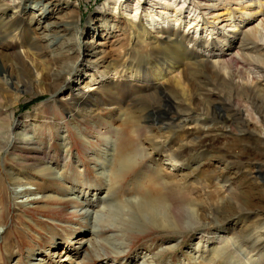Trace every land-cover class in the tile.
<instances>
[{"label":"rangeland","instance_id":"rangeland-1","mask_svg":"<svg viewBox=\"0 0 264 264\" xmlns=\"http://www.w3.org/2000/svg\"><path fill=\"white\" fill-rule=\"evenodd\" d=\"M236 1L246 5L255 0ZM111 2L46 1L39 8L34 3L24 11L14 6L0 13V126H6L0 140L17 137L8 151L0 144V264H224L219 257L227 256L223 248L230 249L225 264H262L264 253L254 255L264 252V116L246 88L244 98L226 81L242 59L221 64L222 74L209 96L199 95L203 89L195 82L179 90L164 82L169 84L183 69L193 81L195 59L220 65L217 56L228 54L231 46L229 54L243 55L250 64H259L264 50L248 42L249 49H242L244 34L222 32L200 45H186L197 49L194 60L177 53L161 57L159 48L167 37L161 30L142 32L132 25L129 31L127 22L114 15L105 20L116 30L98 27L104 20L100 10ZM231 7L238 21L246 19L237 10L241 7ZM39 12L47 19L33 23L32 15ZM60 22L72 27L62 33L70 37L72 50L62 46L55 56L42 39V27ZM208 22L204 26L211 27ZM13 26L23 29L18 37ZM185 31L170 36H186ZM80 43L79 50L86 53L78 55ZM93 48L103 53L92 59ZM79 69L81 74L73 78ZM60 72L62 78H57ZM261 80L257 86L264 84ZM161 84L174 112L185 114L174 125L147 120L148 97L154 95L151 103H163ZM221 99L246 115L233 126L216 118L218 108L211 102ZM21 124L19 136L16 127ZM20 137L35 138L38 144L22 145ZM200 137L208 144L202 149ZM132 146L144 148L146 156L133 158L119 178L114 167L119 169L121 153L133 155ZM174 151L190 153L184 165L165 161ZM149 167L161 171L164 182L182 186V200L193 214L185 219L192 220L186 228L169 222L175 218L171 211L165 215L167 223L150 222L141 213L143 195L156 197L148 185L151 175L144 174ZM174 188L169 186L168 193L177 194ZM171 203L168 196L166 207ZM83 238L99 243L89 258L77 244ZM66 247L70 254L64 253Z\"/></svg>","mask_w":264,"mask_h":264},{"label":"bare ground","instance_id":"bare-ground-1","mask_svg":"<svg viewBox=\"0 0 264 264\" xmlns=\"http://www.w3.org/2000/svg\"><path fill=\"white\" fill-rule=\"evenodd\" d=\"M49 2V5H51L52 2H55L57 0H38L36 2L35 0H3V2L0 0V13H4L3 9H10L14 6L19 9L27 10L32 6L34 3H37L36 8H39V5L42 6L43 2ZM5 2V3H4ZM154 4H153V3ZM179 2V3H178ZM182 4V5H180ZM235 4L238 7H241L237 10H241L242 14L246 17V19L239 18L240 21H238L237 18L234 17V10H230L232 7L231 5ZM246 5H242V2L236 1V0H230V4L226 3L225 0H112V2L109 5H105L104 9L100 10L99 14L104 17L103 21L104 23L98 25L100 29H110V30H116L113 26H110L108 21L105 20L106 16H117L120 20H124L127 22V28L130 31V27L137 26L136 28L139 29V31H146L149 33L151 32L152 28H156L155 30H161V33L167 34V37H165V47L163 45H160L161 57H170L172 53H177L181 56H188L191 55L192 59L198 55H196L197 49H194V47L190 50V47L186 46L190 43H193L194 46L200 45V41H203L210 36L214 35H222V32L228 35L229 32L233 35H237L241 32V35H245L243 37V44L242 49L247 48V42L253 45L254 48H259L264 50V0H255L248 3H244ZM47 5V7H49ZM159 5L161 6V10L157 9L155 10L154 6ZM112 6V7H111ZM149 6V8H148ZM47 7H43L45 11H50ZM229 7V8H228ZM166 10L162 12L164 9ZM43 11V10H41ZM174 13L171 15V17H168L169 13ZM186 12H189V14L186 17ZM44 12H39L38 15L34 14L32 15V22L35 23L36 21L40 22L46 20V15L43 14ZM198 13V14H197ZM238 13V12H237ZM113 16V17H114ZM167 16V17H164ZM209 17V18H208ZM262 18V19H260ZM210 20L208 24L211 25V27L204 26V23L206 20ZM145 22L148 23L149 26H151V29L146 27ZM201 22L203 24H201ZM235 23V26L233 24ZM245 23V31H242L240 27H242V24ZM53 27L59 28V30H52ZM23 28V27H22ZM61 28V29H60ZM183 28V29H182ZM186 28V36H170L171 32H182ZM228 28H232L233 30H227ZM42 29H46L43 33V40H46V46H49L52 49V54H56V49L64 46L65 48L71 47L72 43H70V37L66 38L64 36H67L62 33H67L69 30L72 29L71 25L65 22L60 23H51L48 24V26L42 27ZM208 29H212L208 33ZM23 29H20L18 27H14L11 30L12 33H16L14 35L15 37H18V33H21ZM47 32V33H46ZM71 33V32H70ZM169 34V36H168ZM235 38V37H234ZM158 39V38H155ZM241 40V39H239ZM242 41V40H241ZM90 43H93V41H90ZM81 43L79 44L78 48V55L85 54V51H80ZM34 51H38L37 45H32L30 47ZM235 48V47H234ZM233 46L229 48V52H232L234 49ZM72 50V49H70ZM93 57L92 59L96 58L99 54L103 53V51H99L98 48H93L90 51H93ZM158 50V47L156 51ZM77 51V48H76ZM155 51V52H156ZM212 51H214L212 49ZM155 52H150V54H154ZM222 54L218 55L217 57H220L221 59L218 61L217 65H205L204 61H199L195 59L197 62L192 63V78L193 81H191V76L189 75V71L187 69H183L179 76H175L173 80L169 82V84L164 82V85H168L167 87H171L175 90H179L183 85H192L191 82H195L196 84H199L200 88H202L203 92H200L199 95L202 93L204 96H209L212 94V85L215 78L219 77L222 74L221 66L222 63H229L231 60L234 59H242L240 62L239 69L233 70L231 72L230 77H226V81L230 80L229 83H232L234 87L238 88L241 93L240 96L244 97L245 92H242L245 88L248 93L247 95L251 96L253 98L255 105H257L261 112L259 113L260 116H264V111L262 110V107H264V98L263 95L259 93V91L264 92V84L261 86H257L256 83L263 82L261 79H264V58L261 59V62L259 64L251 63L243 57V55H235L233 53L229 54ZM65 54V52H63ZM205 55H203L204 57ZM158 62L160 61V58H157ZM203 60V59H201ZM94 61V62H98ZM252 65V68H249V66ZM191 66V65H190ZM247 68V69H246ZM76 71V70H75ZM246 72L249 75V78L251 80H254L252 83L249 79L243 76L242 72ZM77 73H80V69L77 72H73L71 76L73 78L77 77ZM82 77V75H81ZM57 78H62V73L60 72L57 75ZM239 78L243 83L241 84L239 81L236 82L235 79ZM102 79L101 81H103ZM56 81V80H55ZM245 81V83H244ZM92 82V81H91ZM216 86V81L215 85ZM88 88V86H87ZM91 88V87H90ZM159 90L161 92L160 99L163 101L161 105H156L154 103H151L150 101L154 99V95H150L147 99L148 105L146 107L147 111V120L151 123H157V124H166L168 126L174 125V123L182 117V115H185L181 112L176 113L174 112L173 106L171 105L168 97L164 95V91L166 88L161 84L159 85ZM187 88V87H186ZM94 89H88L87 91H93ZM211 90V93H209ZM209 93V94H208ZM164 95V96H163ZM176 97H182L181 95H178ZM245 98V97H244ZM224 99H221V101H214L213 105L214 109L218 108V112L215 113L216 118H223L229 123L230 125L236 124V119L241 120V118L246 115V113L243 111V109L235 108L232 109L229 105L231 102L226 103L223 102ZM229 101V100H228ZM233 101V100H232ZM220 106V107H218ZM229 112V113H228ZM181 113V114H180ZM249 111L247 112V116ZM1 116V115H0ZM1 118V117H0ZM220 120V119H219ZM218 120V121H219ZM100 128L96 127V130H99ZM124 129V128H123ZM6 130L5 124L0 126V133ZM16 130L18 131V134L20 136L21 132L24 130L23 125L16 127ZM100 131V130H99ZM134 131V130H133ZM244 132L245 129L242 128L241 130H238ZM136 131H134L135 133ZM12 133V132H11ZM138 133V132H137ZM108 135V131L105 130L104 136ZM8 137V136H7ZM10 141L5 142V140H0V144H2L7 150L8 148H12L14 145L13 143L17 140V137L9 136ZM8 138V139H9ZM135 138V137H134ZM22 145H33L36 146L38 144L37 140L35 138H23L20 137ZM110 139V138H109ZM136 139V138H135ZM140 139V138H139ZM137 139V140H139ZM134 140V139H133ZM13 142V143H12ZM140 142V141H139ZM138 142V143H139ZM12 143V145H11ZM132 143V142H131ZM113 144L112 139H110V143ZM133 145V143H132ZM135 145V144H134ZM137 145V144H136ZM140 145V143H139ZM139 145H137L139 147ZM198 146H201V149L203 147L208 146L206 142H204V138L200 137ZM134 146H132L133 148ZM134 151L133 155L127 154V153H121L120 158L117 160L119 169L116 170L114 167V175L116 174L119 178L123 177V173L125 171V168L132 164L133 158L137 159L139 157L146 156V150L144 148H138ZM8 151V150H7ZM188 154L190 153H180L178 151L171 152L168 159L165 161H171L172 163H179L181 160V165L185 164V161L188 159ZM176 156V157H175ZM178 157V159H177ZM110 161V160H109ZM179 161V162H178ZM164 162V161H163ZM136 163V162H135ZM112 164V163H111ZM142 163H139V166ZM113 166V164H112ZM147 168V167H146ZM150 168V167H149ZM113 169V168H112ZM143 170V169H142ZM142 173V172H141ZM147 173V175H151L150 180H152V184L149 183L148 185L152 188L153 193H155L156 197L153 198L149 194L143 195V200L140 202V210L143 216H145L148 221L154 222V223H167L165 219V215L168 211H171L175 218H171L169 222L172 221H178L181 224V228H186L190 225L192 220H185V219H193V214L190 211L189 205L185 203L182 200L181 194L183 193V188H181V185H171L168 182H164L163 179V173L158 170L154 169H148L144 171V174ZM122 174V175H121ZM113 175V176H114ZM141 177V176H140ZM144 177V176H143ZM174 186V190L178 191L177 194H169L168 193V187ZM163 189V192H160L159 189ZM25 193V192H24ZM141 193V192H140ZM168 196H170L171 199V206L166 207V203L168 200ZM105 201V199H103ZM84 209V208H83ZM88 209V208H87ZM87 212V211H86ZM98 213V212H97ZM88 215H92V212L88 211ZM100 219L95 218L94 221H99ZM100 223V222H99ZM96 234V233H95ZM81 246V253L84 254L85 258L90 255V251H94V248L98 247V241H92L90 243L89 240H86V238H83L77 243ZM234 245V244H233ZM227 247V245L225 246ZM264 250V246L261 247ZM225 249V255H227L230 259L229 248H223ZM79 250V249H78ZM256 251V249H255ZM94 253V252H93ZM231 253L235 254L234 251L231 249ZM264 252L255 253L257 255H262ZM224 255V254H222ZM222 255H219L222 263H226L225 258L227 256L222 257ZM96 257L98 258L99 255L96 254ZM256 262V261H255ZM254 262V264H255ZM262 264H264V261L261 259ZM246 264V263H245Z\"/></svg>","mask_w":264,"mask_h":264}]
</instances>
